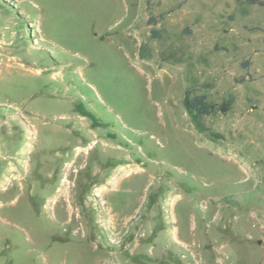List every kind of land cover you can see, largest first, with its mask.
Returning <instances> with one entry per match:
<instances>
[{
	"label": "rangeland",
	"instance_id": "obj_1",
	"mask_svg": "<svg viewBox=\"0 0 264 264\" xmlns=\"http://www.w3.org/2000/svg\"><path fill=\"white\" fill-rule=\"evenodd\" d=\"M0 264H264V8L0 0Z\"/></svg>",
	"mask_w": 264,
	"mask_h": 264
},
{
	"label": "trees",
	"instance_id": "obj_2",
	"mask_svg": "<svg viewBox=\"0 0 264 264\" xmlns=\"http://www.w3.org/2000/svg\"><path fill=\"white\" fill-rule=\"evenodd\" d=\"M245 4L249 6H260L264 8V0H243ZM147 23L154 24L155 19L153 17L149 18ZM152 34H155L153 30H151ZM182 106L188 113V115L192 118L194 124L197 127V123H195V118L197 116H208L213 114L216 111L225 112L228 109V104H223L220 107H217L215 104L209 103L206 101L204 95H191L189 91H186L183 99ZM199 129V127H197Z\"/></svg>",
	"mask_w": 264,
	"mask_h": 264
},
{
	"label": "bare ground",
	"instance_id": "obj_3",
	"mask_svg": "<svg viewBox=\"0 0 264 264\" xmlns=\"http://www.w3.org/2000/svg\"><path fill=\"white\" fill-rule=\"evenodd\" d=\"M217 254H218V252H217ZM219 255V254H218Z\"/></svg>",
	"mask_w": 264,
	"mask_h": 264
}]
</instances>
